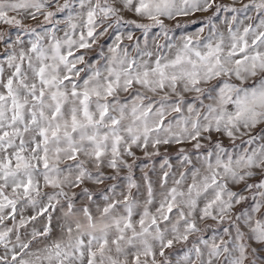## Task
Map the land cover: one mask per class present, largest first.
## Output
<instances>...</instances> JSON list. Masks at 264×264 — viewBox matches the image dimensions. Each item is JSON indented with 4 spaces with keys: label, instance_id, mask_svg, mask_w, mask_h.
Wrapping results in <instances>:
<instances>
[{
    "label": "snow or ice",
    "instance_id": "snow-or-ice-1",
    "mask_svg": "<svg viewBox=\"0 0 264 264\" xmlns=\"http://www.w3.org/2000/svg\"><path fill=\"white\" fill-rule=\"evenodd\" d=\"M0 264H264V0H0Z\"/></svg>",
    "mask_w": 264,
    "mask_h": 264
},
{
    "label": "rangeland",
    "instance_id": "rangeland-1",
    "mask_svg": "<svg viewBox=\"0 0 264 264\" xmlns=\"http://www.w3.org/2000/svg\"><path fill=\"white\" fill-rule=\"evenodd\" d=\"M195 27H196V26H191V27H189L188 31H192V30H194Z\"/></svg>",
    "mask_w": 264,
    "mask_h": 264
}]
</instances>
